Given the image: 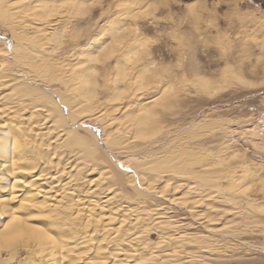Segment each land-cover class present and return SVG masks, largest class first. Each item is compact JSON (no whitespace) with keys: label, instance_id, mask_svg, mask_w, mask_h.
<instances>
[{"label":"rangeland","instance_id":"rangeland-1","mask_svg":"<svg viewBox=\"0 0 264 264\" xmlns=\"http://www.w3.org/2000/svg\"><path fill=\"white\" fill-rule=\"evenodd\" d=\"M36 1L41 0H32V3H36ZM48 1L51 2V0ZM54 1L52 0V2ZM30 2L29 0H0V15L6 13L0 17V42L5 43H2V46L0 43V56L3 54L0 57V66L2 63L11 64L9 68L7 66V69L10 72L13 71L14 76L16 74V76L39 74L42 77H40L42 81L21 80L13 84L14 81L12 82L11 79L0 77L1 80L3 79L0 83V86L2 85L0 87V104L5 106L16 103H22L19 106L31 104L29 107L40 108L44 111L42 114L45 117L43 115L33 116V118L36 117L33 121L38 122L32 129L35 133L38 130V133L44 130L45 136L43 135L40 142L43 146L47 145L50 147L49 150L45 151L47 155L45 154L44 157L46 160L50 157L49 160L53 162L54 170L51 167L50 171L59 169L62 172H67L69 169L68 174L64 172L61 176V186L66 182L64 177L70 178L71 176L74 179L73 189L77 193L79 192L81 196L85 195L86 189L88 190L91 186L96 189L99 188V190L103 188L92 198L100 203L105 199L106 194V197L108 196V198L111 197L112 199L108 202L109 204L111 203L110 206H121L120 208L127 206L124 209L136 210L139 217L138 222H141L134 224L137 228L130 227L128 231L122 233L123 236L121 235L118 241L120 243L126 240L124 244L128 245H124V247H121L119 243L106 241L95 243L96 246L90 249L83 244H70L69 254L72 264L75 260L76 263L74 264H142L143 261L144 263L147 262L146 264H166V262L167 264H183L187 260H191V262L187 261L186 264H264V0H66V2L80 4L79 8L77 10L76 8H71V10H76H72V17L63 16L64 19L62 18V20L57 18L59 21L56 18L49 19L48 29L47 27L43 29V31L46 30V33L48 32L46 35L44 32L40 33L37 30V27L41 26L38 20H34L27 14L29 10L30 13L32 10L33 4ZM4 6L7 9H3ZM155 6L157 8L154 9ZM20 9L22 11L26 10L22 12ZM20 12L22 13L21 15L19 14ZM5 16L7 17L6 19ZM2 18L5 22L6 20L9 21L5 23ZM104 20L107 21L108 25L110 24L106 30L115 29L119 38L120 35L122 38L127 37L128 39L136 37L139 40L142 39L141 41L148 45L146 51L150 56V62L146 66V71L159 73L164 68L170 70L171 78L169 82L159 89V92H163V89L166 92L164 94L157 93L156 95L149 93L151 101L143 102L146 103V112H149L152 117L151 122L155 124L151 130L152 133L155 132V135H152L153 138L150 137L151 140L150 138H148L149 140L145 139L146 142L145 140L135 139L134 135L130 131H126V128L122 126V120L124 117L126 119L130 114L123 115L119 111L112 114L110 109L103 108L106 101H110L116 92V88L109 82L112 68H115V65L110 68L108 67L110 62H105L99 66L94 64V72L99 75L96 81L97 85L100 83L99 87L93 88L94 91L91 90L87 96L84 94L86 96L84 98L80 96L81 99L79 95L70 91L69 88L71 87L72 89V86L66 80L67 75L62 74L65 73L64 68L66 67L88 63L86 59H88L91 52L97 49L95 48L94 51L90 50L91 47L89 45H91L92 41L89 38L94 37V33L100 27V22ZM62 27L66 29L63 32ZM128 27L131 28V33ZM117 29L120 31L122 29V31L120 32ZM7 32H10V35ZM40 34L50 37L49 42L53 44L43 41ZM15 39L18 41L21 39V42L13 41ZM34 41L36 43H33ZM109 41L110 39L107 42ZM29 42L33 45L31 46ZM12 44L15 45L12 46ZM24 45L27 46V49ZM28 45L34 50L30 49L31 47ZM7 46L13 48L15 46L13 51L15 50V53L16 49H18L17 53H12L13 55L6 54L7 56H5L3 52L6 51L4 49H7ZM83 48L86 49L83 51ZM36 49H39V51L36 52ZM27 50L29 53H26L28 52ZM41 51H45L44 53L46 54ZM85 51H87L86 54ZM72 53L74 54L72 55ZM3 56L10 61L5 58L3 60L6 62H2ZM15 59L18 62H22V64L17 62L16 64ZM153 65L156 66L155 69L152 68ZM39 68H41L43 73L39 71ZM31 69L34 71L32 72ZM56 72H58L57 75ZM40 73L48 76H45V78ZM50 75L53 79L56 76L58 78H55L54 80L56 81L54 82H49L53 80L50 79ZM149 82L156 83L158 81ZM17 83H19V86ZM207 86L209 87L207 88ZM119 88L129 91L131 86L127 82L124 83L123 87ZM44 95L48 96L45 97ZM11 96L12 99L10 98ZM7 97L9 98L7 99ZM129 97L130 93H127L124 99L118 100L119 102L114 101V104L118 102L119 105H123L128 101ZM2 99L6 101L2 102ZM34 99L36 101L35 104L33 102ZM87 99L89 101L91 99L93 105L90 103L86 104L89 102ZM140 99L142 101L144 98L141 97ZM116 104L112 106H115V108H117L116 106L119 107ZM78 105H80V108ZM109 110L111 116L108 115L109 113L105 114L104 118L101 116L103 119L100 117L99 124L94 121L93 117L100 114L98 112L106 113ZM50 112H53V114ZM162 113L165 115L162 116ZM109 116L118 118L119 125L115 121V124L111 125L112 127L106 126L104 122H112ZM52 119L53 121H51ZM64 121H68L67 123L71 124L69 125ZM66 128L69 129L67 130ZM115 130L117 133H115ZM66 132L68 133L66 134ZM70 136L71 138H69ZM52 137H55V140ZM60 140L63 143H60ZM112 140H115L113 142L115 144L112 143ZM140 140L145 143H141ZM52 143L55 144L53 145ZM57 147H61L63 150ZM73 152L75 154H72ZM132 158H138V161H140L135 164L132 162ZM78 163H85V166H87L82 168ZM78 170L79 173L77 174ZM151 171L153 172L151 173ZM101 173L106 178L105 183L97 179V175ZM159 177L162 179L159 180ZM170 177L173 178L171 179ZM152 178L156 184L159 183L154 185L155 182L152 181ZM100 182L104 185L100 184ZM150 183L153 188H150ZM83 185L86 186L84 187ZM108 186L111 188H108ZM174 187L177 191L172 189ZM154 189L158 191L156 192ZM162 190H165V194ZM210 192L212 193L211 196ZM207 193L209 194L207 195ZM121 194L123 197L119 196ZM72 195H75V193ZM177 196L181 197L176 199ZM206 196L210 198L208 199ZM90 197L88 196V198ZM83 200L85 202V197ZM151 207L154 208L152 209ZM140 212L141 215L139 214ZM158 213L161 215L160 217ZM192 214L198 217L196 218ZM201 214L202 217L200 216ZM158 218L161 221L163 219V223L159 222ZM170 221L173 223L170 224ZM200 222L203 223L199 224ZM174 223H177V225ZM147 224H149L147 226L149 228L146 227ZM157 225L158 227H156ZM170 226H173L172 231ZM174 228L176 229L174 230ZM125 232L128 235H132L130 236L132 238L137 237L136 235L139 234L140 236L137 239H132V244L130 245L126 243L130 237L128 238V235L125 236ZM174 242L176 244L178 242V244L183 246L178 244L177 246ZM145 243L146 246L144 247ZM118 245L122 249L120 254L119 251H115L119 248ZM114 248L116 249L114 250ZM22 249L19 248L17 250L18 253L12 257V260L8 258V251H2L0 253V264L2 262L4 264H39L36 256L26 249ZM151 250L154 251L151 252ZM80 252L83 254H80L82 257L79 255ZM117 253L119 258H117ZM85 254H87L86 257L88 259ZM105 254L108 255L106 256ZM132 256L136 257L132 258ZM174 256L176 257L174 258ZM180 256L183 258H180Z\"/></svg>","mask_w":264,"mask_h":264},{"label":"bare ground","instance_id":"bare-ground-1","mask_svg":"<svg viewBox=\"0 0 264 264\" xmlns=\"http://www.w3.org/2000/svg\"><path fill=\"white\" fill-rule=\"evenodd\" d=\"M31 1L30 3H32V0H29ZM77 2V1H76ZM75 2V3H76ZM2 3V2H1ZM26 3V2H25ZM57 3V4H56ZM4 4V3H3ZM6 4V3H5ZM33 6H32V10H31V13L28 11L27 14L28 16L32 17L34 20L36 19V21L38 20V23L41 25L39 27H37V30L40 31V33L44 32V34L46 35L47 33L45 31H43V29H45L47 27L48 29V25H49V19H53V18H63V16H71V13H72V10L74 8H76V10L79 8V5L80 4H74L72 2H66V0H55L54 2H49L48 0H41V1H36V3H32ZM55 4V5H53ZM22 5V4H21ZM53 5V7H52ZM71 7H70V6ZM23 6V5H22ZM29 6V5H28ZM1 7H2V4H1ZM73 7V9L71 10V8ZM157 8L156 6L154 7V9ZM3 9H7L6 6L3 7ZM21 9H23L21 7ZM20 9V10H21ZM9 10V8H8ZM26 10V9H24ZM23 10V11H24ZM76 10H73V11H76ZM1 11V9H0ZM22 11V10H21ZM22 11V12H23ZM44 11V12H42ZM82 11V10H80ZM6 12V10H5ZM4 14V12H2ZM12 13V12H11ZM16 13V12H15ZM79 13V12H78ZM6 14V13H5ZM4 14V15H5ZM9 14V13H7ZM14 14V13H13ZM11 14V15H13ZM20 15L22 14L21 12L19 13ZM4 15H0V17L4 16ZM16 15V14H15ZM14 15V16H15ZM126 15V14H125ZM73 16V15H72ZM71 16V17H72ZM81 16V15H80ZM122 17V16H121ZM7 17L5 16V19ZM11 19V18H10ZM28 19V17H27ZM30 19V18H29ZM64 19V18H63ZM2 20L4 21V19L2 18ZM9 20H6V22H8ZM13 21V20H12ZM33 21V20H32ZM57 21H59L57 19ZM5 22V21H4ZM5 22V23H6ZM14 22V21H13ZM12 23V22H11ZM58 23V22H57ZM9 24V23H8ZM14 24V23H13ZM20 24V23H19ZM37 24V22H36ZM29 25V24H28ZM33 25V24H32ZM110 25V24H109ZM119 25V23H118ZM5 26V25H4ZM52 26V24H51ZM55 26V25H54ZM6 27H9V26H6ZM32 27V26H31ZM30 27V28H31ZM118 27V26H117ZM120 27V26H119ZM5 28V27H4ZM53 28V27H52ZM63 28V27H62ZM123 28V27H122ZM129 28V27H128ZM15 29V28H14ZM16 29H18L16 27ZM36 29V28H34ZM64 29V30H63ZM62 29V32L65 31V27ZM119 29V28H118ZM117 29V30H118ZM127 29V28H126ZM130 29V33H131V28ZM54 30V29H53ZM111 30V29H110ZM108 31V30H105L106 33H107V38L108 39H105L104 40V44H101L99 47H97V49L94 51V52H91L89 51L90 55L88 56V63L86 64H81L79 66H73V67H66L64 68V72L65 73H62L63 75L66 74L67 77H66V80L69 82V84L72 86V89L71 87L69 88L70 91L72 93H76L77 95H79V97H86L88 93H90L91 90H93V88L95 87H99V83L98 85L96 84V81H97V77L99 75H97V73L94 72V67L91 66L89 67V64L91 63L92 65L95 64V61H94V57H96L100 52H101V49L105 47V45H110L112 43V41L116 38H119L118 37V32L114 29V30H111V31ZM124 30V29H123ZM137 30V29H136ZM15 31V30H14ZM51 31V30H49ZM68 31V30H67ZM120 31V30H118ZM122 31V29H121ZM120 31V32H121ZM1 32V31H0ZM19 32V31H18ZM52 32V31H51ZM56 32V30H55ZM54 32V34H55ZM69 32V31H68ZM127 32V31H126ZM133 32V31H132ZM9 33L10 35V32H7ZM5 33V34H7ZM23 33V31H22ZM38 33V32H37ZM79 33V32H78ZM128 33V32H127ZM125 33V34H127ZM4 34V33H3ZM35 34V33H34ZM53 34V35H54ZM123 34V33H122ZM39 35V34H38ZM41 35V34H40ZM58 35H59V32H58ZM103 35V34H102ZM124 35V34H123ZM122 35V36H123ZM8 36V35H7ZM12 36V35H11ZM18 36V35H17ZM21 36V35H20ZM42 36V40L47 42L48 44H51L49 41H50V37H46L44 35H41ZM40 36V37H41ZM49 36H51V34H49ZM65 36V35H64ZM138 36V35H137ZM3 37V36H2ZM35 37V36H34ZM18 38V37H17ZM56 38V37H54ZM79 38V36H78ZM120 38L121 35H120ZM5 39V38H4ZM13 39V38H12ZM11 39V40H12ZM32 39V38H31ZM34 39V38H33ZM64 39V38H63ZM110 39L109 42H107L108 40ZM17 39L13 40V41H16ZM21 40V39H20ZM18 41V42H21V41ZM36 40V39H35ZM59 40V38H58ZM142 40V39H141ZM139 40L137 38V43L138 45H143L144 43ZM24 41V40H23ZM31 42V41H30ZM29 42V44H30ZM42 42V41H41ZM54 42V41H53ZM1 43V42H0ZM3 43V42H2ZM2 43H1V46H2ZM23 43V42H22ZM21 43V44H22ZM33 43H36V41H34ZM43 43V42H42ZM5 44V43H3ZM11 44V43H9ZM17 44V42H16ZM20 44V43H18ZM53 44V43H52ZM51 44V45H52ZM92 44V42H91ZM15 45V44H12V46ZM31 46L33 44H30ZM50 45V46H51ZM88 45H89V42H88ZM20 46V45H18ZM23 46V45H22ZM25 46V45H24ZM29 46V45H28ZM29 46V47H31ZM43 46H46V45H43ZM49 46V45H48ZM57 46V45H56ZM80 46V45H79ZM87 46V44H86ZM26 49H27V46H25ZM36 47V45H35ZM81 47V46H80ZM90 47V45H89ZM4 48V47H3ZM2 48V49H3ZM15 48V46H14ZM13 47L11 46H7V49L5 48L4 50L6 51H1L4 53L5 56L7 55H10L12 53H14ZM24 48V47H23ZM41 48V47H40ZM46 48V47H45ZM25 49V48H24ZM32 50H34L32 47L30 48ZM81 49V48H80ZM86 49V48H85ZM84 48L82 49L83 51L85 50ZM18 51V49H16ZM37 50V49H36ZM35 50V51H36ZM42 50V49H41ZM44 50V49H43ZM48 50V49H47ZM50 50V49H49ZM52 50H53V47H52ZM92 50V48L90 49ZM17 51L15 53H17ZM21 51V49H20ZM28 51V50H27ZM39 49L36 51L38 52ZM82 51V52H83ZM1 52V53H2ZM22 52V51H21ZM35 52V53H36ZM41 52H45V51H41ZM55 52V51H54ZM87 51H85V54H86ZM14 53V54H15ZM26 53H29L26 52ZM77 53V52H76ZM148 53V52H147ZM7 54V55H6ZM39 54V53H38ZM46 54V53H44ZM43 54V56H44ZM74 53H72L73 55ZM82 54V53H81ZM3 55V54H2ZM1 55V56H2ZM13 55V54H12ZM17 55V54H16ZM19 55V53H18ZM17 55V57H19ZM31 55V53H30ZM39 55H42V54H39ZM79 56V54H77ZM84 55V54H83ZM0 56V57H1ZM51 56V55H50ZM9 57V56H8ZM16 57V56H14ZM16 59H19L17 58ZM24 57V55H23ZM46 57V56H45ZM44 57V58H45ZM48 57V55H47ZM77 57V56H76ZM80 57V56H79ZM6 59H8L7 57H5ZM4 56L2 57V62H6L4 61L3 59H5ZM41 58V57H40ZM43 58V57H42ZM74 58V57H73ZM83 58V57H81ZM86 58V56H85ZM15 59V60H16ZM21 59V58H20ZM30 59V58H29ZM47 60V58H45ZM1 60V58H0ZM9 60V59H8ZM24 60V59H23ZM32 60V59H30ZM74 60V59H72ZM76 60V59H75ZM10 61V60H9ZM35 61V60H34ZM71 61V60H70ZM21 63L22 62H18L17 60L15 61V63ZM24 62H26L24 60ZM30 62V61H29ZM74 62V61H73ZM72 62V63H73ZM77 62V60H76ZM75 62V63H76ZM87 62V61H86ZM16 63V64H17ZM34 63V62H33ZM39 63V62H38ZM65 63V62H64ZM71 63V64H72ZM83 63V62H82ZM8 63H2L1 66H0V77H2L3 79L5 78H9L12 80V82L14 81L13 84H15L16 82H19L21 80H24V81H42L40 79L41 76H39V74H33V75H20V76H14V72H10L9 69H7V66L9 68V65H6ZM37 64V62H36ZM40 64V63H39ZM44 64V63H43ZM49 64V63H48ZM56 64V62H55ZM67 65V63H65ZM27 65V64H26ZM25 65V67H26ZM34 65V64H33ZM58 65V64H56ZM19 66V65H18ZM17 66V67H18ZM23 66V65H22ZM31 66V64H30ZM30 66H28L30 68ZM42 66V64H41ZM40 66V67H41ZM45 66V65H44ZM60 66H63V65H60ZM16 67V65H15ZM20 67V66H19ZM64 67V66H63ZM149 67V66H148ZM11 68V66H10ZM14 68V67H12ZM23 68V67H22ZM37 68H38V65H37ZM25 70V68H23ZM22 69V70H23ZM40 72L41 71V68H39ZM11 70V69H10ZM18 70V68H17ZM35 70V68H34ZM33 70V71H34ZM47 70V69H46ZM49 70V69H48ZM47 70V71H48ZM32 71V69H31ZM30 71V72H31ZM32 71V72H33ZM50 71V70H49ZM58 71V70H57ZM146 71V69H145ZM20 72V71H19ZM26 72V71H25ZM28 72V71H27ZM29 73V72H28ZM43 73V72H42ZM50 73H53L50 71ZM58 72H56V75H57ZM24 74V73H23ZM55 74V73H54ZM53 74V75H54ZM40 75L44 76L43 74L40 73ZM55 75V76H56ZM59 75V74H58ZM45 76H48L47 74H45ZM44 76V77H45ZM53 77V76H52ZM17 78V79H16ZM42 78V77H41ZM46 78V77H45ZM55 78H58L57 76ZM54 78V79H55ZM63 78V76H62ZM2 79V80H3ZM50 79H53L51 78V75H50ZM50 80L49 82H54L56 80ZM110 83H112V80H113V76L110 75ZM1 80V79H0ZM2 80L0 81V83L2 82ZM4 81H7V80H4ZM10 81V80H8ZM23 81V82H24ZM63 81V80H62ZM48 82V83H49ZM130 86H131V89L129 91H126V90H123V89H120V88H116V92H115V95L114 97H112L110 99V101H106V104L103 106V108H108L111 110V113L112 114H115L119 111V113H122L123 115L124 114H132V116H128L121 118L123 119L122 120V126H124L126 128V131H130L133 135H134V138L135 139H141V140H147L148 138L152 137V135L154 134L155 135V132L152 133V127L154 128L155 124L151 122V115L150 113L146 112V103H141L139 101H136V98L133 96V92L136 90V86L134 84L133 81H128ZM45 83V82H44ZM63 83V82H62ZM127 83V82H126ZM12 84V83H11ZM17 85L19 86V83H17ZM16 85V86H17ZM66 85V84H65ZM69 85V86H70ZM102 85V84H101ZM111 85V84H110ZM113 85V84H112ZM111 85V86H112ZM201 85V84H200ZM2 86V85H1ZM0 86V87H1ZM5 86V85H4ZM15 86V85H13ZM12 86V87H13ZM15 86V87H16ZM23 86V85H22ZM39 86V85H38ZM7 87V86H6ZM41 87V86H40ZM46 87V86H45ZM63 87V86H62ZM209 86H207L208 88ZM4 88V87H3ZM20 88V87H19ZM38 88V87H37ZM65 88V87H64ZM63 88V89H64ZM66 88H68V86H66ZM5 89V88H4ZM7 89V88H6ZM28 89V88H27ZM32 89V88H31ZM114 89V88H113ZM10 90V89H9ZM23 90V89H22ZM29 90V89H28ZM65 90V89H64ZM68 90V89H67ZM66 90V92H67ZM164 91L163 92H158V93H165V89H163ZM167 90V89H166ZM61 91V90H59ZM94 91V90H93ZM4 92V91H2ZM7 92V91H6ZM13 92V90H12ZM15 92V91H14ZM17 92V91H16ZM23 92V91H22ZM43 92V91H42ZM56 92V91H55ZM54 92V93H55ZM62 92V91H61ZM65 92V91H63ZM69 92V91H68ZM18 93V92H17ZM34 93V92H32ZM70 93V92H69ZM68 93V94H69ZM82 93V94H81ZM122 93H130V97L128 99L127 102H125L123 105L122 104H118V100H122L126 97V95H121ZM8 94V93H7ZM10 94V92H9ZM13 94V93H11ZM36 94V93H35ZM34 94V95H35ZM86 94V96L84 95ZM114 94V93H113ZM159 94V95H160ZM55 95V94H54ZM2 96H3V93H2ZM10 96V95H9ZM13 96V95H12ZM12 96L10 97L12 99ZM15 96V95H14ZM22 96V95H21ZM45 96V95H44ZM43 96V97H44ZM48 95H46L45 97H47ZM65 96V95H63ZM67 96V95H66ZM76 96V95H75ZM93 96V95H92ZM158 96V95H157ZM5 97V96H4ZM28 97V96H27ZM53 97V96H52ZM69 97H72V96H69ZM78 97V96H77ZM80 97V99H81ZM159 97V96H158ZM9 97H7L8 99ZM17 98V97H16ZM36 98V97H35ZM157 98V97H156ZM155 98V99H156ZM160 98V97H159ZM15 99V98H14ZM19 99V98H18ZM32 99V97H31ZM68 99V98H67ZM154 99V100H155ZM40 100V99H39ZM56 100V99H55ZM62 100V99H60ZM69 100V99H68ZM73 100V99H71ZM84 100V99H82ZM80 100V101H82ZM88 100V99H87ZM93 100V99H92ZM96 100V99H95ZM158 100V99H156ZM6 100H3L2 99V102H4ZM15 101V100H14ZM13 101V102H14ZM20 101V100H19ZM38 101V100H37ZM47 101V100H46ZM54 101V100H53ZM65 101V100H64ZM70 101V100H69ZM89 101V100H88ZM114 101H118L116 105H119L116 106L117 108H115V106H112V105H115L114 104ZM12 102V101H11ZM17 102V100H16ZM34 104H35V99H34ZM32 102V103H33ZM57 102V101H56ZM67 102V101H66ZM74 102V101H73ZM76 102V101H75ZM98 102V101H97ZM24 103V102H23ZM43 103V102H42ZM51 103V102H50ZM49 103V104H50ZM68 103V102H67ZM66 103V104H67ZM71 103V102H70ZM83 103V102H82ZM92 104L91 103V99L89 102H87L86 104ZM99 103V102H98ZM97 103V104H98ZM121 103V101H120ZM12 104V103H11ZM20 105L22 103H19ZM19 104H12V105H3V104H0V234H4V235H15L16 233L18 232H23L24 235L23 236H19L17 237L15 240L7 243V244H2L0 245V253L2 251H8L7 254H9V257L11 260H12V257H14V255H16L17 250L19 248H23V249H26L27 251H29L32 255L36 256L37 257V261L39 262V264H72L71 260H70V244H75L76 245H85L86 248L90 249L94 246H96L95 243H99L100 241H106V242H112V243H119V238H121L120 236L122 235V233L124 231H128V229H130V227H135L134 224L135 223H141V222H138L139 221V217L137 216V211L136 210H132V209H124L126 208L127 206L123 207V208H120V207H112L110 206V204L108 203L111 199V197L108 198V196L106 197V194H105V199L102 201V202H98V200L96 201L95 199L92 198V196L96 195L97 192L103 190V188L101 190L96 189L95 187L91 186L90 188H88V190L86 189L85 191V195L81 196L79 194V192L77 193L75 191V189H73V181L74 179L70 178L69 177H64V179H66V182L64 183L65 186H63L64 184H62V186L60 185V180H61V176L62 174L65 172V173H69V169L66 171H63L62 170H56L55 171H52L54 170L53 166H52V160H49L50 157H48L49 159L46 160L45 157V154L47 150H49L50 147H48L47 145L43 146V144L40 142L42 141V137L44 135V130L43 132L41 133H38L36 131H33V127L36 126V122L38 121H33L34 117L33 116H36V115H43L42 113H44V111L40 108H35V107H29L30 105H22V106H19ZM41 104V103H40ZM44 104V103H43ZM64 105V103H62ZM78 104V103H77ZM95 104V103H94ZM54 105V103H53ZM68 105V104H67ZM84 105H85V102H84ZM93 105V104H92ZM48 106V105H47ZM51 106V104H50ZM56 106V105H55ZM95 106V105H94ZM121 106V107H120ZM74 107V106H73ZM78 107L80 108V105H78ZM77 107V108H78ZM99 107V106H98ZM102 107V106H101ZM53 108V107H52ZM86 108V107H85ZM94 109H96L95 107H93ZM136 108V109H135ZM55 109V108H54ZM58 109V108H56ZM99 109V108H98ZM122 109V110H121ZM135 109V111H134ZM76 110V108H75ZM110 110L109 112H106V113H102V112H98L100 114H98L96 117H93L94 118V121L100 122V117L102 116L103 118L105 117V114L109 113L108 115L111 116L110 114ZM113 110V111H112ZM71 111V110H70ZM69 111V112H70ZM78 111V109H77ZM94 111V110H93ZM92 111V113H93ZM102 111V109H101ZM107 111V110H106ZM132 111H134L133 113H131ZM83 112V111H82ZM88 112V111H87ZM91 112V111H90ZM94 112V113H96ZM51 113V112H50ZM73 113V112H72ZM118 113V114H119ZM53 114V112L51 113ZM81 114V112H80ZM90 114V113H89ZM87 114V115H89ZM97 114V113H96ZM48 115V114H47ZM57 115V114H56ZM83 116V114H81ZM80 115V117H81ZM91 115V114H90ZM44 116V115H43ZM60 116V115H59ZM72 116V115H71ZM77 116V115H76ZM86 116V115H85ZM109 116V117H110ZM117 116V115H116ZM45 117V116H44ZM58 117V115H57ZM90 117V116H89ZM101 117V118H102ZM85 118V117H84ZM102 118V119H103ZM111 118V121L112 122H109V123H105L106 126H110L112 127L111 125L112 124H115L114 122L118 120V118L116 117H110ZM110 118H107V119H110ZM39 119V118H38ZM43 119V118H42ZM57 119H60V118H57ZM63 119V118H61ZM92 119V118H91ZM89 119V120H91ZM35 120V119H34ZM45 120V119H44ZM82 120V119H81ZM105 120V119H104ZM53 121V119L51 120ZM73 121V120H72ZM83 121V120H82ZM87 121H88V117H87ZM44 122V121H43ZM59 122V121H58ZM66 122V121H64ZM63 122V123H64ZM68 122V121H67ZM66 122V123H67ZM108 122V121H107ZM118 122V121H117ZM155 122V121H153ZM45 123V122H44ZM54 123V122H53ZM57 123V122H56ZM94 123V122H93ZM121 123V122H120ZM40 124V123H39ZM43 124V123H42ZM50 124V123H49ZM48 124V125H49ZM52 124V123H51ZM69 124V123H67ZM71 124V123H70ZM69 124V125H70ZM86 124V123H85ZM97 124V123H96ZM103 124V123H102ZM46 125V124H45ZM59 125V124H58ZM77 125V123H76ZM118 125H119V122H118ZM44 126V125H43ZM47 126V125H46ZM50 126V125H49ZM57 126V125H56ZM64 126V125H63ZM99 126V125H98ZM159 126V125H158ZM72 127V126H71ZM104 127V125H103ZM157 127V126H156ZM64 128V127H63ZM62 128V129H63ZM102 128V127H101ZM50 129V128H49ZM55 129V128H54ZM57 129V128H56ZM67 129V128H66ZM69 129V128H68ZM67 129V130H68ZM76 129V128H75ZM41 130V129H40ZM65 130V129H64ZM109 130V129H108ZM154 130V129H153ZM157 130V129H156ZM42 131V130H41ZM63 131V130H62ZM75 131V130H74ZM116 131V130H115ZM114 131V132H115ZM59 132V131H58ZM101 132V131H100ZM111 132V131H110ZM50 133V132H49ZM68 132H66L67 134ZM72 133V132H71ZM97 133V132H96ZM102 133V132H101ZM106 133V132H105ZM117 133V131L115 132ZM114 133V134H115ZM104 135V133H102ZM108 134H111V133H108ZM57 135V134H56ZM71 135V134H70ZM74 135V134H73ZM113 135V134H111ZM45 136V135H44ZM55 136V135H54ZM125 136V134H124ZM131 136V135H130ZM50 137V136H49ZM110 137V136H109ZM112 137V136H111ZM132 137V136H131ZM155 137V136H154ZM46 138V137H45ZM55 137H52V139H54ZM61 138V137H60ZM65 138H66V135H65ZM71 138V136L69 137ZM68 138V139H69ZM153 138V137H152ZM50 139V138H49ZM75 139V138H74ZM73 139V140H74ZM108 139V138H106ZM48 140V139H47ZM55 140V139H54ZM111 140V139H110ZM122 140V139H121ZM140 140V142H141ZM145 140V142H146ZM149 140V139H148ZM151 140V138H150ZM65 141V140H64ZM68 141V140H67ZM81 141V140H80ZM79 141V142H80ZM115 141V140H114ZM112 140V143L114 142ZM138 141V140H136ZM62 141L60 140V143ZM139 142V141H138ZM144 142V141H143ZM141 142V143H143ZM144 142V143H145ZM154 142V141H153ZM44 143V141H43ZM48 143V142H47ZM59 143V142H58ZM59 143V144H60ZM63 143V142H62ZM51 144V142H50ZM53 144V143H52ZM55 144V143H54ZM53 144V145H54ZM77 144V143H76ZM115 144V143H113ZM112 144V145H113ZM79 145V144H78ZM56 146V145H55ZM54 146V148H55ZM58 146V145H57ZM64 146V145H63ZM74 146V145H73ZM77 146V145H75ZM109 146V145H108ZM58 148V147H57ZM61 150H63L61 147H59ZM58 148V149H59ZM72 148V147H71ZM80 148V146H79ZM116 148V147H115ZM119 148V147H118ZM124 148V147H123ZM57 149V150H58ZM117 149V148H116ZM56 150V149H55ZM66 150V149H65ZM130 150V149H129ZM52 151V150H51ZM59 151V150H58ZM69 151V150H68ZM73 151V150H72ZM71 152V151H70ZM90 152V151H89ZM48 153V152H47ZM56 153V151H55ZM58 153V152H57ZM72 154H75L74 152ZM47 155V154H46ZM64 155V154H63ZM79 155V154H78ZM51 156V154H50ZM71 156V155H70ZM73 156V155H72ZM80 156V155H79ZM147 156V155H146ZM150 156V155H149ZM53 157V156H52ZM51 157V159H53ZM66 157V156H65ZM145 157V156H144ZM55 158V157H54ZM62 158V157H61ZM85 158V157H84ZM167 158V157H166ZM66 159V158H65ZM78 159V158H77ZM86 159V158H85ZM88 159V158H87ZM131 159V158H129ZM164 159V158H163ZM169 159V158H168ZM58 160V159H57ZM56 160V161H57ZM70 160V159H69ZM60 161V160H59ZM67 161V160H66ZM140 161V160H139ZM138 161V158L137 159H133L132 158V162L133 163H137L139 162ZM164 161V160H163ZM74 162V161H73ZM84 162V161H83ZM100 162V161H99ZM165 162V161H164ZM57 163V162H56ZM59 163V162H58ZM62 163V162H61ZM76 163V162H75ZM86 163V162H85ZM85 163L83 164H79L82 168L85 166ZM93 163V162H92ZM168 163V162H167ZM64 164V163H63ZM71 164V163H70ZM73 164V163H72ZM151 164V163H150ZM55 165V164H54ZM67 165V164H66ZM69 165V164H68ZM98 165V164H97ZM96 165V166H97ZM124 165V164H123ZM163 165V164H161ZM166 165V164H165ZM60 166V165H59ZM58 166V167H59ZM87 166V165H86ZM85 166V167H86ZM148 166V165H147ZM164 166V165H163ZM51 167L53 168L51 171ZM55 167V166H54ZM57 167V168H58ZM79 167V166H78ZM84 167V168H85ZM99 167V166H98ZM152 167V165H151ZM161 167V166H160ZM75 168V166H74ZM61 169V168H60ZM73 169V168H72ZM70 169V170H72ZM94 169V168H93ZM151 169V168H150ZM154 169V168H152ZM140 170V169H139ZM73 171V170H72ZM82 171V170H81ZM80 171V172H81ZM84 171V170H83ZM138 171V170H137ZM98 172V171H96ZM102 172V171H101ZM149 172V171H147ZM153 171H151L152 173ZM159 172V171H158ZM157 172V173H158ZM79 173V170L77 172V174ZM82 173V172H81ZM89 173V172H88ZM95 173V172H94ZM163 173V172H162ZM169 173V172H168ZM75 174V173H74ZM150 174V173H149ZM73 175V174H72ZM76 175V174H75ZM82 175V174H81ZM107 175V174H106ZM151 175V174H150ZM153 175V174H152ZM160 175V174H159ZM158 175V176H159ZM164 175V174H163ZM235 175V174H234ZM68 176V175H67ZM141 176V175H140ZM157 176V175H156ZM162 176V175H160ZM167 176V174H166ZM169 176H172V175H169ZM233 176V175H232ZM77 177V176H76ZM81 177V176H79ZM82 177H84L82 175ZM86 177V176H85ZM133 177V175H132ZM87 178V177H86ZM96 178V177H95ZM140 178V177H139ZM138 178V179H139ZM142 178V177H141ZM164 178V177H163ZM169 178V177H168ZM166 178V179H168ZM171 179L173 177H170ZM63 179V178H62ZM78 179V178H77ZM89 179V178H87ZM97 179H99V181L105 183V176L104 174H99L97 175ZM111 179V178H110ZM162 178L159 177V180H161ZM185 179V178H183ZM80 180V179H79ZM62 181V180H61ZM152 181L153 178H152ZM151 181V182H152ZM168 181V180H166ZM237 181V180H236ZM82 182V181H81ZM94 182V181H93ZM100 182V184H102ZM107 182V181H106ZM145 182V181H144ZM155 182V181H154ZM62 183V182H61ZM87 183V182H86ZM95 183V182H94ZM153 183V182H152ZM159 183V182H158ZM157 183V184H158ZM168 183V182H166ZM92 184V183H91ZM99 184V183H98ZM113 184V183H112ZM139 184V183H138ZM145 184V183H144ZM156 184V182L154 183V185ZM156 184V185H157ZM104 185V184H102ZM141 185V184H140ZM146 185V184H145ZM151 185V183H150ZM149 185V186H150ZM169 185V184H168ZM167 185V186H168ZM84 186V185H83ZM86 186V185H85ZM84 186V187H85ZM148 186V188H149ZM100 187V186H98ZM110 186H108L109 188ZM115 187V186H114ZM142 187V186H141ZM158 187V186H157ZM165 187V186H164ZM170 188V186H168ZM180 187V186H179ZM178 187V188H179ZM106 188V187H105ZM111 188V187H110ZM117 188V187H116ZM134 188V187H133ZM150 188H153L152 185ZM162 188V187H161ZM167 188V187H166ZM168 188V189H169ZM197 188V187H196ZM77 189V187H76ZM118 189V188H117ZM158 189V188H157ZM172 189H176L175 187L172 188ZM81 190V189H80ZM111 190V189H110ZM140 190V189H139ZM155 190V189H154ZM167 190V189H166ZM204 190V189H203ZM209 190V189H207ZM107 191V190H105ZM115 191H117L115 189ZM153 191V189H152ZM156 191V190H155ZM158 191V190H157ZM156 191V192H157ZM171 192V190H169ZM177 191V189H176ZM175 191V192H176ZM108 192H111V191H108ZM160 192V191H159ZM162 192H164L165 194V190H162ZM204 192V191H203ZM75 195H72L74 194ZM83 193V191H82ZM104 193V192H103ZM107 193V192H106ZM116 193V192H115ZM142 193V192H141ZM188 193V192H186ZM101 194V193H100ZM112 194V193H111ZM114 194V193H113ZM161 194V193H160ZM168 195V193H166ZM203 194V193H201ZM209 193H207L208 195ZM104 195V194H103ZM102 195V196H103ZM107 195H109V193H107ZM212 195V193L210 192V196ZM88 196H91L90 198H88ZM119 196H122L119 195ZM130 196V195H129ZM13 197H15L16 199H13ZM72 200H71V198ZM84 197L85 199V203L84 202ZM113 197V196H112ZM123 197V196H122ZM165 197V196H164ZM169 197V196H168ZM178 197V196H177ZM176 197V199H179V196L178 198ZM207 197V196H206ZM97 198V197H95ZM121 198V197H120ZM162 198V197H161ZM167 198V196H166ZM170 198V197H169ZM202 198V197H201ZM200 198V199H201ZM208 198V197H207ZM210 198V197H209ZM208 198V199H209ZM102 199V198H101ZM126 199V198H124ZM198 199V200H200ZM213 199V198H212ZM67 200V201H66ZM128 200V198H127ZM136 200V199H135ZM168 200V199H167ZM173 200V198H172ZM181 200V199H180ZM117 201V200H116ZM130 201V200H128ZM127 201V202H128ZM134 201V200H133ZM137 201V200H136ZM169 201V200H168ZM175 201V200H174ZM112 202V201H111ZM115 202V201H114ZM113 202V204H114ZM122 202V201H121ZM189 202V201H188ZM202 202V201H201ZM126 203V202H125ZM180 203V202H178ZM183 203V202H182ZM187 203V202H186ZM198 203V202H197ZM130 204V203H129ZM161 204V203H160ZM171 204V203H170ZM175 204V203H174ZM177 204V203H176ZM196 204V203H195ZM200 204V203H199ZM137 205H140V204H137ZM194 205V204H193ZM197 205V204H196ZM114 206V205H113ZM118 206V205H117ZM141 206V205H140ZM184 206V204H183ZM192 206V205H191ZM198 206V205H197ZM196 206V208H197ZM179 207V206H178ZM186 207V206H185ZM189 207V206H188ZM194 207V206H193ZM201 207V206H200ZM152 209L154 207H151ZM188 209V208H187ZM145 210V209H144ZM143 210V211H144ZM159 210V209H158ZM163 210V209H162ZM166 210V209H165ZM193 210V209H191ZM195 210V209H194ZM193 210V211H194ZM142 211V210H141ZM146 212H148L147 210H145ZM196 212V211H195ZM202 212V211H201ZM144 213V212H143ZM149 213V212H148ZM165 213V212H164ZM190 213V212H189ZM141 215V212L139 213ZM151 214V213H149ZM159 214V213H158ZM163 214V213H162ZM197 214V213H196ZM199 214V212H198ZM197 214V215H198ZM152 215V214H151ZM157 215V214H156ZM194 215V214H192ZM155 216V215H154ZM159 217L161 216L160 214L158 215ZM195 216V215H194ZM202 217V214L200 215ZM16 217H19V221L16 220ZM196 218L198 216H195ZM146 218V217H145ZM156 218V216H155ZM164 218V217H163ZM153 219V218H152ZM151 219V220H152ZM142 220V219H141ZM144 220V219H143ZM155 220V219H154ZM157 220V219H156ZM169 220V219H168ZM173 220V219H172ZM208 220H211V219H208ZM207 220V221H208ZM147 221V220H146ZM149 221V220H148ZM158 221L160 222L161 220H159L158 218ZM158 221H152V222H158ZM163 221V219H162ZM161 221V222H162ZM203 221V220H202ZM171 222V221H170ZM210 222V221H209ZM163 223V222H162ZM173 222H171L170 224H172ZM203 223V222H202ZM201 222L199 224H202ZM151 224V222H150ZM160 224V223H159ZM175 224V223H174ZM138 225V224H137ZM149 224L146 225V227L148 226ZM161 225V224H160ZM177 225V223L175 224ZM174 225V226H175ZM216 225V224H215ZM166 226V225H165ZM210 226H211V223H210ZM151 227V226H150ZM158 227V225L156 226ZM167 227V226H166ZM171 227V226H170ZM173 227V226H172ZM172 227H171V231H172ZM137 228V227H135ZM149 228V227H147ZM168 228V227H167ZM182 228V227H181ZM132 229V228H131ZM139 229V228H138ZM137 229V230H138ZM142 229V228H141ZM163 229V227H162ZM176 228H174L175 230ZM37 230H40V231H37ZM149 230V229H148ZM156 230V229H155ZM167 230V229H166ZM143 231V230H142ZM147 231V229H146ZM182 231V230H181ZM180 231V232H181ZM135 232V231H134ZM133 232V233H134ZM141 232V231H140ZM139 232V233H140ZM144 232V231H143ZM159 232V231H158ZM164 232V231H163ZM175 232V231H174ZM45 233L47 234L45 236ZM132 233V232H130ZM182 233V232H181ZM138 234V233H137ZM172 234V233H171ZM184 234V233H182ZM180 234V235H182ZM221 234V233H220ZM128 233L125 232V236H127ZM142 235V234H141ZM145 235V234H144ZM192 235V234H191ZM123 236V235H122ZM124 236V237H125ZM130 236L132 235H128L127 237L129 238ZM137 237H130L129 240H127L128 242L126 243H129L130 245L132 244V239H137L139 238L138 236L139 235H136ZM190 236V235H189ZM48 237H51L50 239ZM174 237V236H173ZM176 237V236H175ZM192 237V236H191ZM179 238V237H178ZM177 238V239H178ZM183 238V236H182ZM123 239V238H122ZM185 239V238H184ZM146 240V239H145ZM179 240V239H178ZM126 241V240H125ZM125 241L123 242H120L119 245H121V247H124V245H128V244H124ZM139 241V240H137ZM142 241V240H141ZM144 241V240H143ZM180 241V240H179ZM183 241V240H182ZM164 242V241H162ZM173 242V241H172ZM187 242V241H185ZM166 243V242H165ZM171 243V242H170ZM176 244V242H174ZM181 243V242H180ZM188 243V242H187ZM94 244V245H93ZM164 244V243H163ZM178 244V242H177ZM176 244V245H177ZM184 244V243H183ZM203 244V243H202ZM118 245V247H119ZM142 245V244H141ZM180 245V244H178ZM177 245V246H178ZM182 245V244H181ZM180 245V246H181ZM73 246V245H72ZM84 246V247H85ZM114 246V244H113ZM139 246V244H138ZM146 246V243L144 245V247ZM183 246V245H182ZM198 246V245H197ZM100 247V246H98ZM103 247V246H102ZM107 247V246H106ZM129 247V246H128ZM173 247H176V246H173ZM204 247V246H203ZM72 248V247H71ZM109 248V247H107ZM136 248H137V245H136ZM177 248V247H176ZM22 249V250H23ZM81 249V248H80ZM85 249V248H83ZM87 249V250H88ZM116 248H114L115 250ZM125 249V248H124ZM86 250V251H87ZM95 250V249H94ZM97 250V249H96ZM101 250V248H100ZM105 250H108V249H105ZM113 250V249H111ZM110 250V251H111ZM182 250V249H181ZM78 251V249H77ZM90 251V250H88ZM103 251H104V248H103ZM115 251H119V254L122 252V249L119 247L117 248V250ZM127 251V249H126ZM154 251V250H151V252ZM178 251V250H177ZM74 252V251H72ZM76 252V251H75ZM82 252V251H81ZM81 252L79 253V255L81 254ZM99 252V250H98ZM106 252V251H105ZM104 252V253H105ZM113 252V251H112ZM92 253V252H90ZM108 253V251H107ZM144 253V252H143ZM146 253V252H145ZM179 253V252H178ZM200 253V252H199ZM28 254V253H27ZM100 254V253H99ZM109 254V253H108ZM107 254V255H108ZM117 253V256L119 255ZM136 254V253H135ZM152 254V253H151ZM156 254V253H155ZM173 254V253H171ZM74 255V254H73ZM83 255V254H81ZM80 255V257H82ZM96 255V254H95ZM106 255V254H105ZM106 255V256H107ZM113 255V254H112ZM131 255V254H130ZM138 255V254H137ZM146 255V254H145ZM148 255V254H147ZM154 255V254H153ZM157 255V254H156ZM155 255V256H156ZM161 255V254H160ZM170 255V254H169ZM197 255V254H196ZM28 256V255H27ZM87 256V254H85V257ZM88 256H90L88 254ZM101 256V254H100ZM103 256V255H102ZM111 256V255H110ZM109 256V257H110ZM116 256V257H117ZM121 256V255H120ZM125 256V254H124ZM141 256V255H140ZM152 256V255H151ZM150 256V257H151ZM5 257V256H4ZM29 257V256H28ZM35 257V258H36ZM76 257V256H75ZM93 257V256H92ZM99 257V256H98ZM122 257V256H121ZM134 256H132L133 258ZM136 257V256H135ZM134 257V258H135ZM158 257V255H157ZM176 256H174L175 258ZM182 256H180L181 258ZM26 258V257H25ZM79 258V257H78ZM87 258V257H86ZM85 258V259H86ZM95 258V257H94ZM107 259H110L108 257H105ZM112 258V257H111ZM119 258V256L117 257ZM128 258V257H126ZM125 258V259H126ZM140 258V257H139ZM148 258V257H147ZM154 258V257H153ZM160 258V257H159ZM173 258V260H174ZM183 258V257H182ZM185 258V257H184ZM4 259V258H3ZM27 259V258H26ZM32 259V258H31ZM80 259V258H79ZM84 259V258H83ZM88 259V258H87ZM116 259V258H115ZM121 259V258H120ZM142 259V258H141ZM156 259V258H155ZM163 259V258H162ZM177 259V258H176ZM188 259V258H187ZM36 260V259H35ZM34 260V261H35ZM73 260V259H72ZM78 260V259H77ZM81 260V259H80ZM90 260V259H89ZM114 260V259H113ZM128 260V259H127ZM131 260V258H130ZM128 260V261H130ZM136 260V259H135ZM152 260V259H151ZM160 260V259H159ZM167 260H169L167 258ZM166 260V261H167ZM182 260V259H180ZM186 260V259H185ZM193 260V259H192ZM102 261V260H101ZM109 261V260H108ZM127 261V262H128ZM145 261H148V260H145ZM153 261V260H152ZM172 261V260H170ZM189 261V260H187ZM186 261V262H187ZM196 261V260H195ZM194 261V262H195ZM11 262V261H10ZM28 262V261H27ZM36 262V261H35ZM78 262V261H77ZM91 262V261H90ZM93 262V261H92ZM112 262V261H111ZM110 262V263H111ZM133 262V261H132ZM165 262V261H163ZM175 262V261H174ZM186 262H184L186 264ZM191 262V260L189 261ZM34 263V262H33ZM37 263V262H36ZM76 263V260L75 262H73V264ZM82 263V262H81ZM88 263V262H87ZM117 263V261H116ZM121 263V262H120ZM130 263V262H129ZM142 263V262H141ZM147 262L143 263L142 264H146ZM183 263V262H182ZM183 263V264H184ZM2 264H4L2 262ZM95 264V263H94ZM122 264V263H121ZM149 264V263H148ZM157 264V263H156ZM167 264V262H166ZM175 264V263H174ZM179 264V263H178ZM181 264V263H180ZM191 264V263H190Z\"/></svg>","mask_w":264,"mask_h":264},{"label":"snow or ice","instance_id":"snow-or-ice-1","mask_svg":"<svg viewBox=\"0 0 264 264\" xmlns=\"http://www.w3.org/2000/svg\"><path fill=\"white\" fill-rule=\"evenodd\" d=\"M108 27L109 25L106 20L101 21L100 27L96 33H94V37L89 38L90 41H92L90 47L93 51L101 44H104V40L107 38L105 30ZM102 33L103 35H101ZM147 47V44L138 45L136 37L131 39L127 37L116 38L110 45H105V47L101 49V52L93 58L97 66L105 62H110L108 64L110 68L112 65H115V68H112L111 72L113 76V87H123L124 83L133 81L136 86L133 96L136 98V101L139 102H150L151 95H156L159 89L167 84L171 78V73L168 68L162 69L159 73L155 71H145L146 66L150 62V56L146 51ZM91 66L93 65L90 63L89 67ZM152 68L155 69L156 66L153 65ZM149 81L158 82L150 83ZM149 93H151V95H149ZM121 95H126V93H122ZM141 97L144 98L142 101L140 99ZM164 115L165 114L162 113V116ZM13 199L16 198L13 197ZM19 219V217H16L17 221H19ZM23 235V232H18L15 235L0 234V245L7 244ZM46 235L45 233V236ZM48 238L50 239L51 237Z\"/></svg>","mask_w":264,"mask_h":264}]
</instances>
